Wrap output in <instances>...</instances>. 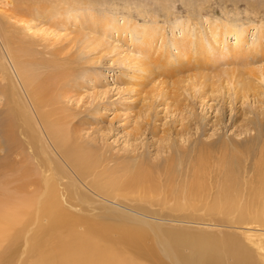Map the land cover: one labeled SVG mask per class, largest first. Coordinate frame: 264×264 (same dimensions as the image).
I'll return each instance as SVG.
<instances>
[{
    "label": "rangeland",
    "instance_id": "obj_1",
    "mask_svg": "<svg viewBox=\"0 0 264 264\" xmlns=\"http://www.w3.org/2000/svg\"><path fill=\"white\" fill-rule=\"evenodd\" d=\"M0 23L15 56L12 62L4 47L5 65L22 93L25 85L35 93L43 88L46 112L76 143L74 162L86 188L107 189L150 168L161 194L145 199L174 205L204 155V187L200 197L188 198L190 206L219 199L229 169L220 163L225 157L235 163L233 194L242 205L253 200L249 184L264 145V0H0ZM2 80L0 73L4 163L19 152L9 153L4 137L6 120L15 118ZM21 132L18 140L26 143ZM21 149L40 174L33 151ZM12 187L5 190L13 193ZM155 208L160 218L189 221L185 227L205 242L214 234L196 230L200 225H223V234L236 237L244 229L203 212L186 218ZM114 213L117 224L150 230ZM212 248L207 252L214 256L223 253Z\"/></svg>",
    "mask_w": 264,
    "mask_h": 264
},
{
    "label": "bare ground",
    "instance_id": "obj_2",
    "mask_svg": "<svg viewBox=\"0 0 264 264\" xmlns=\"http://www.w3.org/2000/svg\"><path fill=\"white\" fill-rule=\"evenodd\" d=\"M5 30L0 23V73L15 122L6 120L4 137L11 144L9 153H19L12 160L10 155V159L1 161L0 177L6 175L0 179V264H264V145L257 157L254 180L249 184L253 200L246 205L231 190L235 188V163L226 157L219 160L229 166L224 190L216 202L205 207L197 203L190 206L187 201L189 197L201 196L199 191L204 187L209 165V158L204 155L195 162L188 187L178 194L179 201L174 205L172 199L167 204L159 199L146 200L161 194L157 176L150 168L136 171L127 182L114 183L107 189L86 188L83 182L87 177L74 162L76 143L46 112L48 106L41 97L43 88L38 86L36 94L25 85L22 93L5 65L8 59L4 47L11 56ZM10 59L13 62L15 56ZM20 129L26 143L18 140ZM25 144L33 151L40 174L38 169L29 167V158L21 149L27 148ZM16 171L20 173L18 178L6 179L7 174ZM10 185L15 192L5 190ZM116 191L142 198L122 199ZM92 197L96 199L93 201ZM121 202L132 208L124 209ZM156 206L160 214L167 209L175 215L185 213L186 218L202 206L198 213L203 212V216L220 217L221 222L242 225L244 229L236 237L223 234V225H200L196 230L214 234L205 242L185 227L189 221L183 222L180 215L160 218ZM117 211L131 215L140 224H148L150 230L117 224L121 220L114 213ZM212 247H219L223 253H208L209 249L216 250Z\"/></svg>",
    "mask_w": 264,
    "mask_h": 264
}]
</instances>
